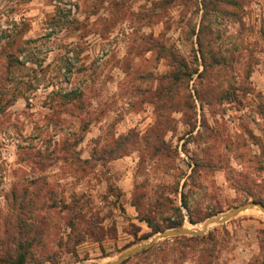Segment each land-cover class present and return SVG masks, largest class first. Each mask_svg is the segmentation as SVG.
Instances as JSON below:
<instances>
[{
    "label": "rangeland",
    "instance_id": "obj_1",
    "mask_svg": "<svg viewBox=\"0 0 264 264\" xmlns=\"http://www.w3.org/2000/svg\"><path fill=\"white\" fill-rule=\"evenodd\" d=\"M4 49L0 264L112 262L264 201V0H0ZM193 237L125 264H264L258 209Z\"/></svg>",
    "mask_w": 264,
    "mask_h": 264
},
{
    "label": "water",
    "instance_id": "obj_2",
    "mask_svg": "<svg viewBox=\"0 0 264 264\" xmlns=\"http://www.w3.org/2000/svg\"><path fill=\"white\" fill-rule=\"evenodd\" d=\"M253 209H258L262 213H264V204L256 203V202H249L247 204L237 206L226 214H223L221 216H214V217L208 218L207 220H205L203 222L202 229H200V230H191V229H187L184 226H182V227H176V228H172L169 230L161 231V232L157 233L152 238V240H150L149 242L142 243L139 246H136L130 250H127L118 259H116L112 262H106L104 264H121L126 259L137 254L138 252L152 247L161 239L180 237V236H191V237H193V236L203 235L209 230V228L212 225H214V224H219V225L225 224L226 222H228L229 220H231L233 217L237 216L238 214H240L244 211L253 210Z\"/></svg>",
    "mask_w": 264,
    "mask_h": 264
},
{
    "label": "trees",
    "instance_id": "obj_3",
    "mask_svg": "<svg viewBox=\"0 0 264 264\" xmlns=\"http://www.w3.org/2000/svg\"><path fill=\"white\" fill-rule=\"evenodd\" d=\"M9 50H2L0 51V88L3 87V84H5V82H9L10 79H11V76L14 74V68L12 66V58H14V56L8 52ZM3 68V70H2ZM181 68H185V65H182ZM4 82V83H3ZM2 86V87H1ZM254 202L256 203H261V204H264V201L261 200V199H254ZM47 207V204H44V208ZM50 209H53L54 206L53 205H50L49 206ZM182 218H180L178 221H176L175 223H172L171 226H168L167 228H164V229H161L159 227H152L153 229V232L154 233H159L161 231H164L168 228H173V227H178V226H182L183 225V216L181 215ZM190 219V222L193 223V224H196L198 223V221H195L191 218ZM47 220L46 218H43L42 219V222ZM78 220L80 221V218H78ZM21 223V222H20ZM71 227L73 228L74 226H76V224H73V222L70 223ZM18 227H19V224H18ZM23 227V226H22ZM24 229H25V226H24ZM38 238V237H37ZM37 238H34L33 240H37ZM198 237H189V236H182V237H176V238H172L174 239L175 241H193L195 239H197ZM80 241L82 239H80V237L78 238ZM159 244L152 247V248H149L147 250H144L141 254H145V253H149V252H153L156 248H158ZM69 251H72V250H69ZM49 259V258H47ZM25 261V255L24 254H21L20 257H19V262L18 263H15V264H21L22 262ZM127 261H125L123 264H125Z\"/></svg>",
    "mask_w": 264,
    "mask_h": 264
},
{
    "label": "bare ground",
    "instance_id": "obj_4",
    "mask_svg": "<svg viewBox=\"0 0 264 264\" xmlns=\"http://www.w3.org/2000/svg\"><path fill=\"white\" fill-rule=\"evenodd\" d=\"M200 229H202V225H200V226L194 228L193 230H200ZM103 264H104V263H103Z\"/></svg>",
    "mask_w": 264,
    "mask_h": 264
}]
</instances>
